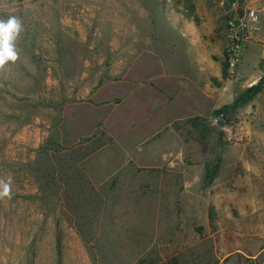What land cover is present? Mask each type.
I'll return each instance as SVG.
<instances>
[{"label":"rangeland","instance_id":"374dc122","mask_svg":"<svg viewBox=\"0 0 264 264\" xmlns=\"http://www.w3.org/2000/svg\"><path fill=\"white\" fill-rule=\"evenodd\" d=\"M243 14L0 0L23 29L0 69V264H264V58L236 104L222 37Z\"/></svg>","mask_w":264,"mask_h":264},{"label":"built area","instance_id":"2783aa9c","mask_svg":"<svg viewBox=\"0 0 264 264\" xmlns=\"http://www.w3.org/2000/svg\"><path fill=\"white\" fill-rule=\"evenodd\" d=\"M238 9L244 6L243 16L231 19L225 33V53L228 65L235 69L241 60L242 53L254 42L264 43V22L260 11L253 9L251 0H229ZM264 246V237H263Z\"/></svg>","mask_w":264,"mask_h":264},{"label":"crops","instance_id":"0c3cea01","mask_svg":"<svg viewBox=\"0 0 264 264\" xmlns=\"http://www.w3.org/2000/svg\"><path fill=\"white\" fill-rule=\"evenodd\" d=\"M250 6L253 9L260 11L262 14V20L264 22V0H251ZM225 36L222 34V37ZM225 39V37H224ZM263 43V42H262ZM264 58V43H251L247 49L243 52L241 61L239 63V80L238 84L240 86H245L246 88L251 87V82H255L260 79V63ZM254 72V73H252ZM256 73V74H255ZM254 85V84H253ZM245 88V89H246ZM231 96H235L238 93L237 87L235 86L233 90L230 91ZM259 208V201H253L254 208L257 209V204ZM263 243V242H262Z\"/></svg>","mask_w":264,"mask_h":264},{"label":"clouds","instance_id":"9594fccd","mask_svg":"<svg viewBox=\"0 0 264 264\" xmlns=\"http://www.w3.org/2000/svg\"><path fill=\"white\" fill-rule=\"evenodd\" d=\"M22 30V22L15 16H10L6 21L0 20V69H3L7 62H15L18 59L14 42ZM10 184V180H0V198L11 197Z\"/></svg>","mask_w":264,"mask_h":264},{"label":"trees","instance_id":"16d2710c","mask_svg":"<svg viewBox=\"0 0 264 264\" xmlns=\"http://www.w3.org/2000/svg\"><path fill=\"white\" fill-rule=\"evenodd\" d=\"M263 79L258 83L252 85L245 91H243L238 97L236 104H246L252 102L255 97L263 91ZM212 180V178H211ZM138 264H150L149 260L145 259L140 261Z\"/></svg>","mask_w":264,"mask_h":264},{"label":"water","instance_id":"95a60500","mask_svg":"<svg viewBox=\"0 0 264 264\" xmlns=\"http://www.w3.org/2000/svg\"><path fill=\"white\" fill-rule=\"evenodd\" d=\"M220 122V123H219ZM216 124H220L221 127H224V123L221 121H217Z\"/></svg>","mask_w":264,"mask_h":264}]
</instances>
